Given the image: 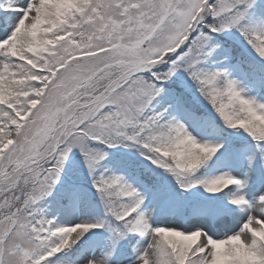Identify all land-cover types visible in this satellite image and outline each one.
<instances>
[{
	"label": "snow or ice",
	"instance_id": "obj_1",
	"mask_svg": "<svg viewBox=\"0 0 264 264\" xmlns=\"http://www.w3.org/2000/svg\"><path fill=\"white\" fill-rule=\"evenodd\" d=\"M0 264H264V0H0Z\"/></svg>",
	"mask_w": 264,
	"mask_h": 264
}]
</instances>
